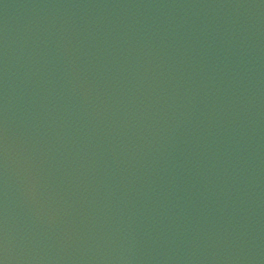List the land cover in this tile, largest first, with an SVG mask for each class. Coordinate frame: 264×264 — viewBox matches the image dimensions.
<instances>
[{
  "label": "water",
  "instance_id": "1",
  "mask_svg": "<svg viewBox=\"0 0 264 264\" xmlns=\"http://www.w3.org/2000/svg\"><path fill=\"white\" fill-rule=\"evenodd\" d=\"M3 264H264V0H0Z\"/></svg>",
  "mask_w": 264,
  "mask_h": 264
},
{
  "label": "snow or ice",
  "instance_id": "2",
  "mask_svg": "<svg viewBox=\"0 0 264 264\" xmlns=\"http://www.w3.org/2000/svg\"><path fill=\"white\" fill-rule=\"evenodd\" d=\"M0 264H3V261L2 260H0Z\"/></svg>",
  "mask_w": 264,
  "mask_h": 264
}]
</instances>
